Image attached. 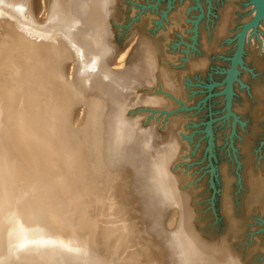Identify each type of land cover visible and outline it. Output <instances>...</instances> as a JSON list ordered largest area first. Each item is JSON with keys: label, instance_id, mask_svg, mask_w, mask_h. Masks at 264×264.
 I'll return each instance as SVG.
<instances>
[{"label": "rangeland", "instance_id": "374dc122", "mask_svg": "<svg viewBox=\"0 0 264 264\" xmlns=\"http://www.w3.org/2000/svg\"><path fill=\"white\" fill-rule=\"evenodd\" d=\"M234 2L233 23L219 34L230 0H0V85L16 116L36 107L23 79L34 73L46 110H74L60 131L72 169L87 171L106 140L117 146L110 171L131 167L126 149L156 166L148 191L160 212L131 185L112 199L96 194L102 244L116 236L103 249L115 264H210V256L264 264V20L247 32L226 109L236 31L252 12L249 0ZM75 71L77 86L55 79ZM186 242L195 246L191 261Z\"/></svg>", "mask_w": 264, "mask_h": 264}, {"label": "bare ground", "instance_id": "6f19581e", "mask_svg": "<svg viewBox=\"0 0 264 264\" xmlns=\"http://www.w3.org/2000/svg\"><path fill=\"white\" fill-rule=\"evenodd\" d=\"M230 1L232 3L221 11L219 34L227 33L233 23L236 6L234 0ZM249 1L253 10L254 4ZM76 6L79 8L80 5L76 3ZM262 20L263 17L256 25L262 23ZM263 24L264 22L261 25ZM33 74H26L23 79L30 80L26 85L34 86L31 97L35 100L36 107L22 106L21 115L18 117L10 91L0 85V109L3 108L0 113V257L4 258L0 264H66L82 258L89 260L91 264H115L117 259L108 256L103 249L116 244L113 240L116 236L109 234L108 241L102 244V231L106 224L103 218L105 206L101 205L96 194L104 190L112 199L115 195L127 194L125 186L131 185L132 190L133 187L136 189L137 195L139 193V196H145L147 201L151 202L146 205L143 200L145 207L160 212L161 201L156 199V194L148 191V177L151 176L148 168H151V172L153 170L152 174L159 175L155 171L156 166H148L139 157L134 158L131 155L133 150L125 148L123 152L130 158L123 155L131 164L130 172L134 176H129L127 171L130 168L127 171H117V168L116 171H110V164L115 161L113 156L117 152V146L115 141L106 140L103 144L99 142L100 147L93 152L94 160L87 171L72 169L68 162L71 151L66 147L70 138L61 137L60 131L65 120H75L74 110L71 111L66 104L57 107L55 112L49 108L46 110V101L39 99L38 81ZM74 76L72 79H66L63 75H58L55 79L66 82L69 86H77L80 80L76 71ZM21 92L24 96L23 90ZM34 123H40L42 127H37ZM31 130L43 131L45 135L34 136ZM124 164L127 166L125 161ZM102 167L105 169H100ZM116 179L121 183L116 184ZM149 198L151 200H148ZM111 206L114 211L117 210L116 203ZM80 221L87 224L78 226L81 225ZM102 222L103 226L100 224ZM99 225L102 229L98 228L100 231L94 232ZM88 228L91 232L86 231ZM188 243H184L185 246L188 245L185 251L189 256L193 255L188 256L187 261H191L195 256V246L193 248L190 242ZM132 260L130 262H133ZM209 260L210 264L215 263L212 256ZM224 264L237 263L232 257H227Z\"/></svg>", "mask_w": 264, "mask_h": 264}, {"label": "water", "instance_id": "95a60500", "mask_svg": "<svg viewBox=\"0 0 264 264\" xmlns=\"http://www.w3.org/2000/svg\"><path fill=\"white\" fill-rule=\"evenodd\" d=\"M254 4V9L252 10L250 16L241 22L237 31H236V39L235 46L232 52L229 66L226 70V74L224 77V92H225V107L228 109L229 97L231 92V79L236 71V64L240 60L241 53L243 51V42L248 30L254 26L261 19L264 18V0H251Z\"/></svg>", "mask_w": 264, "mask_h": 264}]
</instances>
